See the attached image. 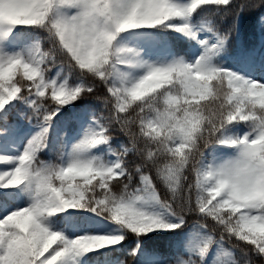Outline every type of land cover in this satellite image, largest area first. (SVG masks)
<instances>
[{
    "label": "snow or ice",
    "instance_id": "6c2138e0",
    "mask_svg": "<svg viewBox=\"0 0 264 264\" xmlns=\"http://www.w3.org/2000/svg\"><path fill=\"white\" fill-rule=\"evenodd\" d=\"M0 165V264H264V0H0Z\"/></svg>",
    "mask_w": 264,
    "mask_h": 264
},
{
    "label": "trees",
    "instance_id": "16d2710c",
    "mask_svg": "<svg viewBox=\"0 0 264 264\" xmlns=\"http://www.w3.org/2000/svg\"><path fill=\"white\" fill-rule=\"evenodd\" d=\"M231 22V17H227L225 18L222 23L224 26H227V24H229ZM252 29V21L251 19H249L246 23V34L251 31ZM30 32V40L28 41V44L26 45L27 48L31 49L33 48L37 42H40L41 46H47V41H45L43 38L46 37L48 35L47 31L42 29V28H38V29H29ZM253 36L256 35V33H252ZM201 38H203V34H201ZM195 45H197L198 47V42L194 41L193 42ZM21 50L20 47H17L16 51ZM197 55H199V52H197ZM228 63L232 64L233 61H228ZM234 66L241 71H245L248 72L250 70L244 68L242 65H240L239 63H235ZM59 71V67L57 66L56 68L52 69V74L53 76H55V74ZM64 75V74H62ZM69 79H74V75L72 77H69ZM247 131V128H242L241 129V134ZM115 139V138H113ZM47 153V150H46ZM44 155V159H49V156L47 154H43ZM73 213H78L79 215H76L72 218L71 222L73 220H79L81 219L86 213H93L88 209H74ZM95 215H97L96 213H94ZM61 215V214H59ZM52 222V226L54 229H59L62 228V225L57 224L55 222L54 218H49ZM191 227V226H190ZM71 228H64L63 230L66 233H71L70 232ZM163 237L159 236L156 233H148L147 234V238L145 240L142 241V244L144 243H160L162 241ZM135 244V240L129 238H126L125 241H122L120 245H116L113 246L112 248H106L100 251H96L94 253H89L88 256L86 257V260L90 263L93 264H113V262L116 259H124L127 260L128 257L126 256V249L129 247L134 246ZM116 249H120V251H116Z\"/></svg>",
    "mask_w": 264,
    "mask_h": 264
},
{
    "label": "rangeland",
    "instance_id": "374dc122",
    "mask_svg": "<svg viewBox=\"0 0 264 264\" xmlns=\"http://www.w3.org/2000/svg\"><path fill=\"white\" fill-rule=\"evenodd\" d=\"M8 50L16 51L17 47H15V48L10 47ZM255 78H259L258 73H257ZM34 131H36L35 128H30L29 134H31ZM221 153H223L224 156L230 155L232 153V150L225 148L224 146H221L220 148L217 149L216 154L219 155L221 158V157H223V156H221ZM0 166H2V165H0ZM149 206H151V205H149ZM73 211H74V209L66 210V212H70V213H73ZM61 215H63V213H61ZM116 228H117V226L112 221L107 220L104 217L95 215L94 213H86L81 219L73 220L71 222L70 232L72 235L84 234L86 232H88V233H108V232L115 230ZM100 250H103V249H99L97 251H100ZM88 254H86L82 258L83 264H93V263H90L86 260V257L88 256ZM79 259L80 258H77V260H79ZM225 259H227V257H225ZM61 264H63V262H61ZM68 264H77V261H69Z\"/></svg>",
    "mask_w": 264,
    "mask_h": 264
},
{
    "label": "bare ground",
    "instance_id": "6f19581e",
    "mask_svg": "<svg viewBox=\"0 0 264 264\" xmlns=\"http://www.w3.org/2000/svg\"><path fill=\"white\" fill-rule=\"evenodd\" d=\"M214 157L215 158H220V156L219 155H217V154H214ZM225 156H223V157H221V158H224Z\"/></svg>",
    "mask_w": 264,
    "mask_h": 264
}]
</instances>
